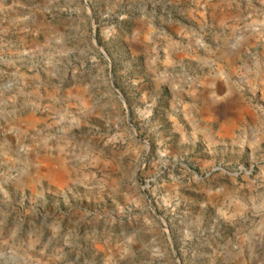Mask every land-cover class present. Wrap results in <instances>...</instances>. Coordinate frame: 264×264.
Wrapping results in <instances>:
<instances>
[{"label":"rangeland","instance_id":"rangeland-1","mask_svg":"<svg viewBox=\"0 0 264 264\" xmlns=\"http://www.w3.org/2000/svg\"><path fill=\"white\" fill-rule=\"evenodd\" d=\"M0 264H264V0H0Z\"/></svg>","mask_w":264,"mask_h":264}]
</instances>
